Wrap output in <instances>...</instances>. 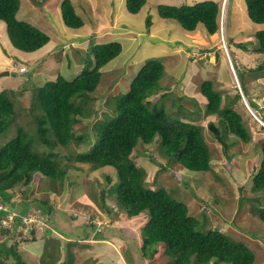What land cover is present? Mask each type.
Listing matches in <instances>:
<instances>
[{
  "label": "rangeland",
  "instance_id": "rangeland-1",
  "mask_svg": "<svg viewBox=\"0 0 264 264\" xmlns=\"http://www.w3.org/2000/svg\"><path fill=\"white\" fill-rule=\"evenodd\" d=\"M21 1L17 18L28 20L41 30L56 32L55 29H58L63 39L61 41L78 40L80 37L75 38L73 31L83 35L91 28L94 37H100L98 39L92 37L93 41L118 40L123 46L114 59L100 68L99 82L95 90L89 93V97L76 98L88 113L87 117L73 126L76 132L87 131L88 134L92 132V124L102 118L105 111H109L113 96L128 90L132 78L145 59L157 57L163 61L165 72L161 83L168 87L170 94L168 101L165 102V109L171 113L178 109L174 116L184 117L185 109L198 107L201 116L198 114L188 116H192L193 118L189 117L192 121L196 120L204 126L203 135L211 151V168L205 171L185 170L176 163L166 164V157L161 154L156 143L137 145L134 153L138 150L142 154L137 155L135 161L145 170L144 184L154 188L162 186L171 191L174 197L187 204L193 215L199 216V219L203 218L202 213L205 215V229L217 228L231 238L244 242L255 254L254 264H264V223L250 209L252 198L260 194L252 191L250 173L255 171L259 164L260 142L264 140V53L258 50L254 32L264 28V23L257 24L249 20L245 1L226 0V4H223L224 0H217L220 8L225 10L222 21L226 29L227 51L218 39L217 32L207 36L206 42L197 37L195 41L186 43V39H191L188 31L180 27L175 20L160 17L157 13L156 4H189L194 0H149L134 15L127 11L126 0L125 3L123 0H109L115 9V15L110 19L104 18L109 14L110 8L107 5L105 12L95 10V5L100 6L103 0H95L98 3L81 0V6L77 5V0H70L84 25L81 29L70 30L71 32L68 30L66 33L61 31L64 27L68 29L60 11L61 0ZM221 14L222 12L220 16ZM146 18L150 21L148 26L145 25ZM126 31L139 32L128 35ZM128 36H135V40L131 41ZM91 44L96 43L90 42ZM82 47V50L76 53L70 47L71 53L74 52L75 64L71 63L68 69L59 63L56 55L62 56L63 53L56 44L53 53L45 58L46 61L27 62L25 65L27 71L20 73L14 67L16 71H11L9 77L0 76V91L12 90L15 108L14 118L8 128L0 133V145L15 135L18 125L23 126L28 132L35 133L34 115L38 112L32 105L31 84L41 85L55 78L57 74L71 79L79 74L83 67H92V54L86 43ZM19 63L22 61L17 60L15 64ZM260 65L263 68L256 69ZM204 79L212 81L213 88L221 94L222 103L231 101V106L241 113L251 135L248 142L241 141L233 134L227 136L229 146L226 154L230 155L229 158L222 152V145L216 141L214 134L207 127L208 121L213 120L217 123V117L203 113L205 106L203 98L199 96L195 106L188 98L179 101L175 97L176 92L197 95L199 84ZM236 93H239V98H234ZM248 102L256 103L257 108H252ZM89 146L90 143L82 142L71 143L67 148L55 147L59 157H63L61 164H69L60 184L53 183L49 178L37 173L27 186L19 187L24 189L29 199L43 197L52 205L48 226H52L53 229L43 236L41 234L44 228L43 218L46 215L42 217L41 209L32 202L28 205V213L23 222L26 225L33 223L37 234L35 240L28 238L21 244V249L25 252L23 259L28 264H117L118 261H125L128 264H172L173 257L164 252L161 243L151 245L155 252L147 251L143 254L139 233L134 237L118 236L122 231L120 227L124 225L120 222L121 219L132 223L139 216H127L108 196L105 197V201L109 211L102 208L99 193L105 182L104 173L108 172L106 168L94 169L87 163L67 160V153L74 154L88 149ZM36 147L39 150H46L45 145L38 140ZM19 197L22 198L23 194L17 190L12 199L17 201ZM93 214L95 216L91 219L90 216ZM9 219L7 216L6 220L4 218L1 222L7 224ZM89 220L100 227L98 228L100 233L93 234ZM26 225L23 227L24 230L27 228ZM88 236L99 239L100 243H95L91 247L94 253L99 255L84 260L79 255L81 249H87L83 243L89 244L88 239L84 240L88 242L82 240ZM4 237L0 230V241ZM18 239L19 237L16 238ZM12 243L13 239L7 240L8 245ZM105 253L109 257L98 259ZM8 255V259L13 260L11 254ZM115 255L119 256L116 262Z\"/></svg>",
  "mask_w": 264,
  "mask_h": 264
},
{
  "label": "trees",
  "instance_id": "trees-1",
  "mask_svg": "<svg viewBox=\"0 0 264 264\" xmlns=\"http://www.w3.org/2000/svg\"><path fill=\"white\" fill-rule=\"evenodd\" d=\"M244 1L249 20L264 23V0ZM145 2L146 0H126V9L135 14ZM19 5L20 0H0V20L6 25L10 43L20 51L32 52L48 42L49 36L30 22L17 18ZM60 9L66 26L77 28L83 24L70 0H61ZM156 9L160 17L177 21L187 31L194 30L199 23L207 34H213L218 29L219 5L216 0L178 5L159 3ZM149 23V18H146L145 25L148 26ZM254 36L258 50L264 53V28L256 30ZM121 49L122 45L118 40L91 44L89 50L93 57L92 67H83L71 79L57 74L41 85L31 84V101L38 112L34 115L35 133L18 125L15 135L0 145V219L10 212L14 214L9 227H3L0 223L1 233L5 235L0 241V264H28L23 259L25 252L21 249V244L28 240V235L32 240L36 239V227L32 226L25 232L23 229V218L27 215L31 202L41 209L42 217L46 215L43 218L42 236L53 229L48 226L51 203L43 197L29 199L24 189L19 187L27 186L37 173L60 184L69 164H61L63 157H59L55 147L67 148L71 143L82 142L90 143L89 148L74 154L67 153V160L87 163L94 169L104 167L108 170L104 173L105 182L99 193L100 205L105 211H109L105 201L108 196L127 216H139L132 223L121 219L120 222L124 225L120 227L122 231L118 236L134 237L139 233L143 254L147 251L155 252L151 245L161 243L164 252L173 257L172 264H254L255 254L247 244L231 238L217 228L205 229L206 218L203 213V218L199 219L171 191L162 186L154 188L144 184L145 170L135 161V157L142 154L138 150L134 153L137 145L156 143L161 154L166 157V164L176 163L185 170L205 171L211 168V151L203 135L204 126L188 116H201L198 107L185 109L184 117L174 116L178 109L174 113L165 109V102L170 94L168 87L161 83L165 66L160 58L150 57L143 61L128 90L113 96L109 111H105L103 117L92 124L91 133L76 132L73 129L77 122L88 115L83 104L77 102L76 98L89 97V93L95 90L99 82L100 68L116 57ZM260 68L263 67L260 65L256 69ZM12 93V90L0 91V133L8 128L14 118ZM199 96L205 103L203 113L217 117V123L208 121L207 127L222 145L224 154L229 146L226 141L229 134L243 142L250 140L251 135L241 113L231 106V101L222 103L221 94L213 88L211 80L204 79L200 82L197 95L175 93L177 100L188 98L195 106ZM234 98H239V93ZM248 104L257 108L254 102ZM36 139L45 145L46 150L36 147ZM260 153L259 164L250 173L252 191L260 194L252 198L250 209L264 223V140L260 142ZM17 190L21 191L23 197L16 201L12 198ZM94 216H90L91 219ZM88 223L93 228L94 235L100 233V227L90 220ZM9 239H13L10 245L7 244ZM8 254H11L13 260L8 259ZM106 256L109 257L106 253L102 255L104 258Z\"/></svg>",
  "mask_w": 264,
  "mask_h": 264
},
{
  "label": "crops",
  "instance_id": "crops-1",
  "mask_svg": "<svg viewBox=\"0 0 264 264\" xmlns=\"http://www.w3.org/2000/svg\"><path fill=\"white\" fill-rule=\"evenodd\" d=\"M82 1H84V0H82ZM82 1L81 0H77V5L81 6L82 5V3H81ZM236 1H238V0H236ZM21 2L22 1L20 0V5H21ZM123 2L125 3L124 0H123ZM148 2H149V0H146L145 4L148 3ZM91 3H98V1L91 0ZM106 5L110 9L108 10V13H109L108 17L105 16L104 18L110 19L112 15H115V9L110 5V1L109 0H103V2H100V6H96L95 5V10L97 11V9H98V11H102L103 10V12H105ZM33 7L34 6H32L31 8H33ZM47 9H49V8H47ZM74 10L77 13V9L75 8ZM16 16H17V13H16ZM140 20H141V17H140ZM26 21H28V20H26ZM31 24H33V23H31ZM257 24H263V23H257ZM83 25L84 24H82L80 27H77V28H72V27H67L66 26L68 29H65V27H64V28L61 29V31L63 33H66L69 30V32H71L70 30L81 29L83 27ZM50 28H52V27H50ZM55 30H56V32H54L52 30H49V31L43 30L49 36L48 42H46L43 46H41L40 48H38L35 51L23 52V51L18 50L17 48H14L11 45V43H10L8 37H7L6 25H5V23L3 21L0 20V76L1 75L2 76L3 75H7V77H9L11 71H16V69L14 70V67H16L18 72H20L19 71V67L21 65L25 66L27 64V62L32 63L33 61H46L45 58L49 54L53 53L52 51H53V49H54L56 44L59 45V50H61V52L63 53L62 56L56 55V56H58V60L60 61L59 63H62L63 67L68 69L70 67L71 63H73L72 65L75 64V62H74L75 56H74L73 53L74 52L76 53V51L79 52V50H82L81 47L83 46L84 43H86L87 49H89L90 42L99 43L98 40H94V41L92 40V37H94L95 34L92 32L91 28H89V30L87 32H85L83 35H78L80 33L77 32L78 33L77 34V33H75L76 31H73L74 33H72V34L75 35L74 37L75 38L76 37H80V39H78V40L77 39H71V40H66V41H61L62 38L59 35V30L58 29H55ZM139 31H136L134 33H130L129 31H126V32H127L128 35H134V34H137ZM119 32L121 33L120 30H119ZM188 35H189V37L191 39H186V43L187 42H191V41H195V39H197V37H201L204 40V42H206V40L208 38L207 36H210V34H207V32L204 30L202 24H199L193 31H188ZM96 36H99V34H96ZM128 37L130 38L131 41L135 40V36H128ZM96 38L98 39L100 37H94L93 39H96ZM198 40H200V38ZM70 47L73 48V51H74L73 53H71V48ZM17 60L22 61V63L21 64L20 63L19 64H15ZM26 69H27V67H26ZM65 71H68V70H65ZM20 73H22V72H20ZM72 73H73V71H72ZM56 232H58V230H56ZM62 239L64 240V238H62ZM84 240H86V239H83L82 241H84ZM98 240H99L98 238H88V241H89L90 245L88 243L87 244L83 243V245H85L86 246L85 248H87L90 251L88 252L87 249H84V250L81 249V252H80L79 256L83 257L84 260H88L91 257L98 256L99 253H94V251L91 248L95 243H100ZM88 241H84V242H88ZM88 245H89V247H87ZM100 257H102V256H99L98 259H101ZM114 259H115V262L118 261L119 260V256L115 255ZM93 260H95V259H93ZM117 264H128V263L125 262V261H122V262L118 261Z\"/></svg>",
  "mask_w": 264,
  "mask_h": 264
},
{
  "label": "built area",
  "instance_id": "built-area-1",
  "mask_svg": "<svg viewBox=\"0 0 264 264\" xmlns=\"http://www.w3.org/2000/svg\"><path fill=\"white\" fill-rule=\"evenodd\" d=\"M220 18L221 19H219V38H220V41L222 42V45H223V47L225 46V26H224V22L222 21V19H223V17H222V15L220 16ZM20 70H24V67H20ZM7 216L10 218L9 219V221H8V223L6 224H4L3 222H2V224L3 225H5V226H8L9 225V223L11 222V219L13 218V215L11 214V215H6V217H4L5 218V220H6V218H7ZM4 218L2 219V220H4ZM25 223V222H24ZM26 225V224H25ZM27 226V228L24 230V232L27 230V229H31L32 228V226H34V224L32 223H29L28 225H26Z\"/></svg>",
  "mask_w": 264,
  "mask_h": 264
},
{
  "label": "clouds",
  "instance_id": "clouds-1",
  "mask_svg": "<svg viewBox=\"0 0 264 264\" xmlns=\"http://www.w3.org/2000/svg\"><path fill=\"white\" fill-rule=\"evenodd\" d=\"M196 1H201V0H194V2H196ZM217 1V0H216ZM194 2H192V3H194ZM218 2V1H217ZM224 3L223 4H226V0H224L223 1ZM192 3H190V4H192ZM157 5V4H156ZM218 5H219V3H218ZM224 10V9H223ZM223 10H222V8H220V5H219V10H218V13H217V23H218V29H217V31H215L214 33H216V34H218V39L220 40V38H219V19H220V13L222 12V17H223ZM224 13H225V10H224ZM136 14V13H135ZM177 22V21H176ZM178 23V22H177ZM179 24V23H178ZM200 24V23H199ZM198 24V25H199ZM197 25V26H198ZM181 27V26H180ZM193 31V30H192ZM225 32H226V29H225ZM211 35V34H210ZM224 50H226L227 51V46H226V44H225V46H224ZM229 53V52H228ZM20 67H24V70H20ZM19 67V71L20 72H23V71H25L26 70V66H24V65H21ZM10 214H12V215H14L13 213H11L10 212ZM8 215V214H7ZM6 217V216H5ZM3 219V217L0 219V223L2 224V222H1V220ZM3 225V224H2ZM3 227H9V226H5V225H3ZM27 231V230H26ZM28 238H30V236L28 235ZM31 239V238H30Z\"/></svg>",
  "mask_w": 264,
  "mask_h": 264
},
{
  "label": "bare ground",
  "instance_id": "bare-ground-1",
  "mask_svg": "<svg viewBox=\"0 0 264 264\" xmlns=\"http://www.w3.org/2000/svg\"><path fill=\"white\" fill-rule=\"evenodd\" d=\"M60 11H61V9H60ZM223 17H224V10H223ZM13 46V45H12ZM15 48V47H14Z\"/></svg>",
  "mask_w": 264,
  "mask_h": 264
}]
</instances>
